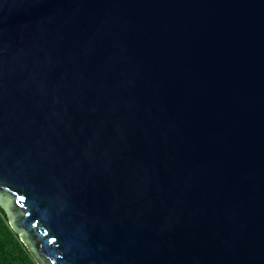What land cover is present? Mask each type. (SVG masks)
Masks as SVG:
<instances>
[{
    "label": "water",
    "instance_id": "95a60500",
    "mask_svg": "<svg viewBox=\"0 0 264 264\" xmlns=\"http://www.w3.org/2000/svg\"><path fill=\"white\" fill-rule=\"evenodd\" d=\"M0 205L39 264H264V0H0Z\"/></svg>",
    "mask_w": 264,
    "mask_h": 264
},
{
    "label": "trees",
    "instance_id": "16d2710c",
    "mask_svg": "<svg viewBox=\"0 0 264 264\" xmlns=\"http://www.w3.org/2000/svg\"><path fill=\"white\" fill-rule=\"evenodd\" d=\"M0 264H39L9 223L0 205Z\"/></svg>",
    "mask_w": 264,
    "mask_h": 264
},
{
    "label": "snow or ice",
    "instance_id": "6c2138e0",
    "mask_svg": "<svg viewBox=\"0 0 264 264\" xmlns=\"http://www.w3.org/2000/svg\"><path fill=\"white\" fill-rule=\"evenodd\" d=\"M25 199H26V198H25L24 196L21 195V196H19V198H18V200L16 201V203L19 204V203L25 201ZM21 238H22V239H26V238L23 237V236H22Z\"/></svg>",
    "mask_w": 264,
    "mask_h": 264
}]
</instances>
